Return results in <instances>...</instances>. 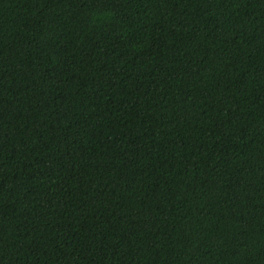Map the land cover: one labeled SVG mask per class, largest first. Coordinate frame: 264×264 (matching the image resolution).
<instances>
[{
	"label": "trees",
	"instance_id": "1",
	"mask_svg": "<svg viewBox=\"0 0 264 264\" xmlns=\"http://www.w3.org/2000/svg\"><path fill=\"white\" fill-rule=\"evenodd\" d=\"M0 264H264V0H0Z\"/></svg>",
	"mask_w": 264,
	"mask_h": 264
}]
</instances>
